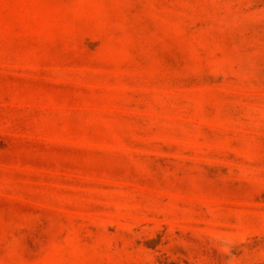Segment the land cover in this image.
<instances>
[{
	"label": "rangeland",
	"instance_id": "1",
	"mask_svg": "<svg viewBox=\"0 0 264 264\" xmlns=\"http://www.w3.org/2000/svg\"><path fill=\"white\" fill-rule=\"evenodd\" d=\"M0 264H264V0H0Z\"/></svg>",
	"mask_w": 264,
	"mask_h": 264
}]
</instances>
